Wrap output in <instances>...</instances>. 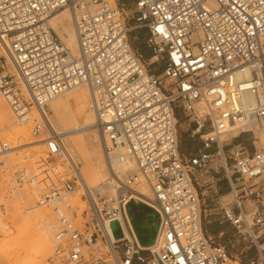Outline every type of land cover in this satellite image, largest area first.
I'll return each mask as SVG.
<instances>
[{"label":"built area","instance_id":"1","mask_svg":"<svg viewBox=\"0 0 264 264\" xmlns=\"http://www.w3.org/2000/svg\"><path fill=\"white\" fill-rule=\"evenodd\" d=\"M63 8L75 56L48 23ZM139 30L146 58L134 44ZM79 85L108 172L95 186L57 164L62 139L44 112ZM0 98L42 138L34 170L18 169L12 179L35 185L37 204L54 214L52 264H231L204 230L209 198L254 249L248 264H264V0H0ZM181 114L201 142L187 154L178 141ZM234 132L252 136V152L221 139ZM140 183L150 195L136 191ZM130 201L156 215L151 246L135 236Z\"/></svg>","mask_w":264,"mask_h":264},{"label":"rangeland","instance_id":"2","mask_svg":"<svg viewBox=\"0 0 264 264\" xmlns=\"http://www.w3.org/2000/svg\"><path fill=\"white\" fill-rule=\"evenodd\" d=\"M109 3L114 5L115 0L114 2H109ZM135 34H136V40H134V44L140 48V52L142 53L144 58H146L147 53L145 52L144 49H142V46H140L141 45L140 41H143V39L145 38L146 31L139 30L136 31ZM65 94L66 93H64L63 95ZM89 121H92V119H90ZM13 122L14 123L12 127L17 126L19 124L16 119H14ZM85 122H88V120L82 121V123ZM23 124L26 125V128L29 132L28 140H38V142L34 143L33 145H22L20 147L12 148L9 149L10 151L8 150L4 151L0 147L1 150L7 153L6 157L11 158V159L8 158L10 159V161L6 165L0 163V249L2 248V250H0V264H52L51 262H49L48 259L52 249L57 244L56 241H54L53 239V231L54 228H56L55 225L56 221L54 218V214L52 213L49 207L43 206L45 208L44 211L47 210L45 212L48 216H44L42 220L39 219L40 220L39 222L34 223L32 220V215L29 214L28 211L33 210L37 207H42L41 205H37L36 203L38 198L37 187L35 185H31L28 183L17 185L14 183L12 179V174L18 169L25 167L29 169L31 172L34 170L36 166V162L38 161V159L37 161L34 160L35 155H37V153H38L37 158L44 156V145H42L39 140V138L41 137H35L31 133L32 121L29 122L27 121L24 122ZM3 132L5 131L0 130V142H6L10 148V146L13 144L12 143L13 139L7 138V136L4 134V136L6 137L5 138L3 136ZM177 133H178L179 147L182 153L187 154L188 152H193L195 149L200 147L201 145L200 139L197 136H190V131L188 130V126H187V117H185L183 114H181L180 117L178 118ZM80 134H81L80 136L94 134L95 138L94 139L91 138V142L97 143L99 147L100 163L105 168V177L107 179L108 172L103 161L102 149L98 140L97 133L84 132ZM235 134L236 133L234 132L229 135H223L221 139L224 140L226 144H228L229 142L236 144L241 143L246 147V149L249 152H252L253 151V148L251 146L252 136L239 134L238 136L232 138V135ZM69 136L70 135H67L66 137H62L61 139L64 147L69 146V148L67 147V149L72 155V161L66 159V157L64 156L63 157L61 156V159L58 160L57 164L62 165L63 167H68V165H70L71 163L70 166L73 168V171L76 172L75 167L78 169L79 168L84 169L85 162L82 159L80 150L77 147L69 144L70 139L73 138ZM2 156L3 155H1L0 158L4 159V156L3 157ZM11 161H13V163ZM89 181H91V179ZM28 191L32 193L31 196H33L32 197L33 201L31 205L34 207L33 209L30 210H26L27 205L29 203L25 201L27 200L26 193ZM231 199H232L231 195L228 194L225 195V197H223L219 201H221V204L224 205L225 203H230ZM207 200L208 201L204 212L205 216L202 219L203 227L207 235L212 240L221 243L227 248L231 256V260H232L230 261L231 264H248V260L255 256L254 249L252 247L246 249L245 248L247 244L246 241L243 240L242 237L238 235L234 227H232L229 223L222 220L220 204L214 202L210 198ZM50 215L51 217H49ZM152 219H153L152 222L156 223V217L154 216ZM24 230H32L34 235H36L34 239H32L29 242H26L24 240L25 239L24 236L20 235L22 234V232H24ZM135 230L138 234L141 235L142 242L144 243L143 240H146L148 235L152 234L155 231V225L154 224H147L146 226L135 225ZM17 243L18 244L24 243V245L22 246L21 249H18V247H16ZM141 245H142L141 247H147L149 246V243L148 242L146 244L141 243ZM11 247H12L11 250L12 254L9 255L7 253L9 252L11 253V251L10 250L7 251V250ZM88 253L95 254V250L93 248L89 249Z\"/></svg>","mask_w":264,"mask_h":264},{"label":"bare ground","instance_id":"3","mask_svg":"<svg viewBox=\"0 0 264 264\" xmlns=\"http://www.w3.org/2000/svg\"><path fill=\"white\" fill-rule=\"evenodd\" d=\"M108 1L114 2V0H108ZM48 23L51 26V28L54 30V32L57 34L61 42L66 46V48L70 51V53L75 56L77 54V46H76V40H75L72 19H71V14H70L69 9L63 8L57 11L56 13H54L48 18ZM7 63L9 64L11 71L14 72L12 64L8 58H7ZM68 91H71V92H68ZM64 93L66 94L63 95ZM248 98H249V102H253V99L251 97H248ZM198 109L200 112H202V107L199 106ZM44 112H45L47 121L50 124L52 130H54V132L57 135H59L61 138L66 137L67 135H70L69 137H73L72 139H70L69 144L77 147L80 150L82 159L85 162V168L78 169L75 167L76 169L75 173L79 177H81L89 186H95V185H98L100 182L105 181L106 180L105 168L100 163L99 147L97 143L91 142V138L93 139L95 138L94 134L80 136L81 135L80 133L96 132L100 146H101L99 133L97 132V130L95 129V126L93 125L94 115H93L92 108L90 106L89 94H88L87 88L84 85H79L70 90L63 92L60 95H57L56 97L48 101L47 109H45ZM24 118L25 117L18 118L13 111L11 113L10 108H8L7 106V103L4 102L2 98L0 99V130L5 131L3 132V136L5 134L7 138L13 139V142H12L13 144L10 146V149L20 147L22 145H33L34 143L38 142V140H28L29 132L26 128V125L23 123L27 121L29 122L31 120H25ZM14 119H16L19 124L17 126L12 127L14 123L13 122ZM90 119H92V121H89ZM83 120H88V122L82 123ZM39 140L41 141L42 138H39ZM67 147L69 148V146ZM67 147L62 146L61 156L62 157L64 156L66 157V159L72 161V155L70 154ZM101 149H102V146H101ZM4 151L0 149V157L1 155L4 156V159L0 158V163L3 165H6L9 163L11 158L6 157L7 153ZM37 156H38V153L37 155H35V158H34V160L36 161L37 159L39 160ZM13 161L11 162L13 163ZM127 167H130V165L124 166L123 169ZM90 179L91 181H89ZM135 189L141 194L150 195L148 188L146 187L144 183H140L139 185L135 187ZM26 194H27V200L25 201L29 203L27 205L26 210L33 209L34 206L31 205L33 201L32 200L33 196H31L32 193L28 191ZM71 200L73 202L78 201V195L74 196L73 198L71 197ZM41 206L43 207V205ZM42 207H37L33 210L28 211L29 214L32 215V220L34 223H37L40 220H42L44 216H48L45 212L47 210L44 211L45 208L44 207L42 208ZM49 217H51V215ZM131 227L134 230L132 223H131ZM134 233H135V236L140 246H142L140 243L139 237L137 236L135 231ZM20 235L24 236L25 238L24 240L26 242L31 241L36 236L34 235L32 230H24V232H22V234ZM155 238L156 237L153 235L148 240L149 246L153 244V242L155 241ZM23 245L24 243L23 244L17 243L16 247H18V249H21ZM0 250H2V248ZM9 250L11 251L12 247L9 248L7 251ZM7 254L9 255L12 254V251L11 253L9 252Z\"/></svg>","mask_w":264,"mask_h":264},{"label":"water","instance_id":"4","mask_svg":"<svg viewBox=\"0 0 264 264\" xmlns=\"http://www.w3.org/2000/svg\"><path fill=\"white\" fill-rule=\"evenodd\" d=\"M131 214H132V216H131ZM128 215L130 217V221L134 227V230H135V225H142V226H146L147 224H154L155 225V231L152 234L148 235L146 240H143L144 243L142 242L141 235L138 234L135 230V232H136L137 236L139 237V240L142 244H146L148 242V240L153 235L155 236L156 228H157V219H156V223L152 222L153 221L152 218L154 216L156 217V215L151 209L143 206L140 203L130 201L128 203ZM112 227H113V231L115 232V237L119 236V233L117 232V226L115 223H112Z\"/></svg>","mask_w":264,"mask_h":264},{"label":"crops","instance_id":"5","mask_svg":"<svg viewBox=\"0 0 264 264\" xmlns=\"http://www.w3.org/2000/svg\"><path fill=\"white\" fill-rule=\"evenodd\" d=\"M145 50V52L148 54L149 52L146 50V49H144Z\"/></svg>","mask_w":264,"mask_h":264}]
</instances>
